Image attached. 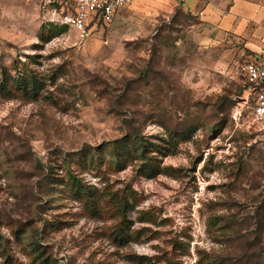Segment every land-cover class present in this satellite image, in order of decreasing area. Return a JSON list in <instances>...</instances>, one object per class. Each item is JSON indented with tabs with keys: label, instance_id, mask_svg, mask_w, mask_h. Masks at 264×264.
<instances>
[{
	"label": "rangeland",
	"instance_id": "374dc122",
	"mask_svg": "<svg viewBox=\"0 0 264 264\" xmlns=\"http://www.w3.org/2000/svg\"><path fill=\"white\" fill-rule=\"evenodd\" d=\"M101 27L81 42L0 0V264H264V128L237 63L192 89L160 48L174 21L148 42Z\"/></svg>",
	"mask_w": 264,
	"mask_h": 264
},
{
	"label": "crops",
	"instance_id": "0c3cea01",
	"mask_svg": "<svg viewBox=\"0 0 264 264\" xmlns=\"http://www.w3.org/2000/svg\"><path fill=\"white\" fill-rule=\"evenodd\" d=\"M175 22L159 37L165 56L184 62L192 89L216 70L252 59L264 46V0H127L105 33L107 43L153 40L158 26Z\"/></svg>",
	"mask_w": 264,
	"mask_h": 264
},
{
	"label": "built area",
	"instance_id": "2783aa9c",
	"mask_svg": "<svg viewBox=\"0 0 264 264\" xmlns=\"http://www.w3.org/2000/svg\"><path fill=\"white\" fill-rule=\"evenodd\" d=\"M127 0H37V8L48 22L66 25L84 41L100 25H109ZM238 72L254 94V103L247 115L250 125L264 128V46L252 59L237 64ZM234 116L240 118L237 106Z\"/></svg>",
	"mask_w": 264,
	"mask_h": 264
},
{
	"label": "trees",
	"instance_id": "16d2710c",
	"mask_svg": "<svg viewBox=\"0 0 264 264\" xmlns=\"http://www.w3.org/2000/svg\"><path fill=\"white\" fill-rule=\"evenodd\" d=\"M50 24L54 25V26L59 25V24H54V23H51V22H50ZM60 26H62L64 29L68 28L66 25H60ZM260 225H261V223H260Z\"/></svg>",
	"mask_w": 264,
	"mask_h": 264
}]
</instances>
